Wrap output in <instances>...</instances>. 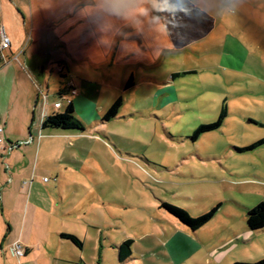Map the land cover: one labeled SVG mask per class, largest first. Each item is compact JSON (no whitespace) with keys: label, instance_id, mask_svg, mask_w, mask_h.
Instances as JSON below:
<instances>
[{"label":"rangeland","instance_id":"rangeland-1","mask_svg":"<svg viewBox=\"0 0 264 264\" xmlns=\"http://www.w3.org/2000/svg\"><path fill=\"white\" fill-rule=\"evenodd\" d=\"M225 48L210 41L168 54L161 74L177 76H169L164 93L149 89L137 71L134 86L129 71L122 81L120 70L103 73V84L111 88L99 106L78 113L94 127L42 132L33 178L38 203L8 208L10 224L0 219V244L11 235L0 264H24V247L31 244L33 259L25 264L264 261V234H249L245 211L256 195H264V85L253 78L254 55L244 60L236 47L226 57ZM75 70L87 73L80 66ZM55 77L52 91L60 88ZM57 101L58 95H50L49 106ZM61 103L64 112L69 104ZM105 105L110 108L100 110ZM224 105L228 116L222 125L194 140L198 128L218 121ZM254 177L262 181L252 184ZM219 204L197 232L169 210L195 219ZM62 234L77 236L83 249ZM127 240L134 241L133 255L120 263L118 246ZM15 244L24 257L12 252Z\"/></svg>","mask_w":264,"mask_h":264},{"label":"crops","instance_id":"crops-1","mask_svg":"<svg viewBox=\"0 0 264 264\" xmlns=\"http://www.w3.org/2000/svg\"><path fill=\"white\" fill-rule=\"evenodd\" d=\"M236 3L237 0H213L206 20L194 21L179 12L169 25L171 35L164 37L154 28L155 13L149 0H129L124 8L116 7L115 0H0V31L4 29L11 39V48L5 52L6 62L0 59V125L7 144L0 145V219L6 218L5 223L10 224L12 213L8 208L22 205L29 209L32 203H38L33 178L37 174L35 156L44 139L42 132L68 130L60 122L44 125L47 117L68 115L70 108L66 105L65 111L60 112L63 106L59 110L44 107L39 93V87L43 88L49 99L63 89L64 79L60 80L56 73L58 65L69 72L80 88L70 112L84 131L86 126L94 127V122L80 119L78 113L99 106L101 97L111 88L103 84V73L107 77L109 70H120L122 81L129 71L131 86L135 85L133 74L138 73L149 89L164 93L173 74H161L166 56L192 44L221 42L226 45V57L234 54L236 47L242 49L244 60L254 55L253 78L264 85V0H243L235 15L224 14ZM186 5L187 0H176L173 11L183 10ZM140 8L146 10L145 15L139 14ZM181 33L186 39L178 38ZM15 57L18 61H14ZM79 66L87 70L83 76L75 70ZM89 67L97 76L90 73ZM148 71L152 75L143 76ZM54 77L60 88L52 91L50 83ZM106 107L109 106H101L100 110ZM29 141L23 151H19L22 146L9 151L10 145ZM5 165L9 167L6 172ZM252 180L255 185L262 181L256 177ZM253 199L245 208L246 213L264 202V195L259 193ZM6 229L9 232L11 227ZM248 231L253 238L264 234V230ZM10 237L4 236L0 244V262L3 245ZM24 249L25 264L33 259V244Z\"/></svg>","mask_w":264,"mask_h":264},{"label":"trees","instance_id":"trees-1","mask_svg":"<svg viewBox=\"0 0 264 264\" xmlns=\"http://www.w3.org/2000/svg\"><path fill=\"white\" fill-rule=\"evenodd\" d=\"M177 75H174L173 77L175 78ZM63 78V76H60ZM62 93L58 94L60 97ZM70 110L73 106V103L68 105ZM69 110L68 115H54V116H49L45 120V126L51 122H60L64 123V128H77V129H83L81 123L78 121V119L71 113ZM228 116V108L226 105L223 106L220 117L218 121L215 124H212L208 127L201 126L198 128L195 133H194V140H197L199 136L205 132H209L215 129H218L223 121L226 119ZM221 208V205H217L214 207L210 212L207 214H204L198 218L193 219L187 212L181 209H176V208H170L171 214L176 217L183 225L188 227L191 231L197 232L200 229H202L205 225H207L217 214L219 209ZM1 212V208H0ZM247 226L249 230L252 233H258L264 230V202H261L254 208L250 209L247 213ZM61 239L63 240H68L75 246H77L80 249H83V243L81 240L74 235H61ZM134 245L133 240H127L124 243H122L120 246H118L119 250V262L124 263L128 261L132 255V247ZM27 256V254H26ZM256 264H264V261L256 263Z\"/></svg>","mask_w":264,"mask_h":264},{"label":"clouds","instance_id":"clouds-1","mask_svg":"<svg viewBox=\"0 0 264 264\" xmlns=\"http://www.w3.org/2000/svg\"><path fill=\"white\" fill-rule=\"evenodd\" d=\"M152 5V9L155 15L152 16V23L155 30L162 36L168 37L171 35V20L173 17H177V13L182 12L185 16L191 17L195 20H206L209 17L211 10V4L213 0H209V3H201V0H187L185 9L173 11L175 8L176 0H149ZM243 3V0H237V3L231 10L224 13L226 15H235L239 6ZM129 4V0H115V6L118 8H124ZM139 14L145 15L146 10L143 8L138 9ZM178 38L186 39L181 36Z\"/></svg>","mask_w":264,"mask_h":264},{"label":"built area","instance_id":"built-area-1","mask_svg":"<svg viewBox=\"0 0 264 264\" xmlns=\"http://www.w3.org/2000/svg\"><path fill=\"white\" fill-rule=\"evenodd\" d=\"M11 48V39L10 37L6 34V32L4 31V29H1L0 31V59L4 62H6V57H5V52L10 50ZM14 61H18V57L14 58ZM56 72L60 75L63 76V78L65 79L64 82V87L62 89V94L60 96L61 101H65L66 104H71L72 100L78 95V89H77V85L75 82V79L65 70L64 67L58 65L56 67ZM39 93H40V97L42 99V104L44 107H48L49 103H48V96L45 92V90H43L41 87H39ZM61 101H57L53 107L54 109H60L63 104L61 103ZM29 142L27 143H17L14 145H10L9 147V151H13L14 149H19L22 144H29ZM0 145H6V141H5V137H4V128L2 125H0ZM9 168V167H7ZM13 252L15 253V255L19 258H22L25 256V250L18 244H15L13 246Z\"/></svg>","mask_w":264,"mask_h":264}]
</instances>
